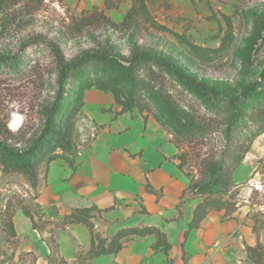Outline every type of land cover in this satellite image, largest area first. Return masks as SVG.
<instances>
[{"label":"rangeland","instance_id":"rangeland-1","mask_svg":"<svg viewBox=\"0 0 264 264\" xmlns=\"http://www.w3.org/2000/svg\"><path fill=\"white\" fill-rule=\"evenodd\" d=\"M254 15L264 18V0H0V59H8L0 64V140L23 147L41 129L42 105L52 101L56 91L55 55L42 40L54 45L67 61L85 51L127 57L134 46L150 49L173 58L207 85L237 97L241 88L257 79L264 68V24L256 23ZM100 77L89 71L81 82L90 78L91 87L85 89L78 84L68 103L74 106L79 99L84 104L85 92L97 90L95 82ZM175 91L180 93L178 88ZM81 109L74 112L70 122L73 131ZM197 110L202 115L198 105ZM131 113L155 120L161 107L146 98ZM10 123L17 128H10ZM167 133L172 136L177 154L184 153L189 160L184 172L194 177L204 153L215 151L219 157L223 151L218 134L211 141L186 143ZM54 153L60 155L58 150ZM262 158L264 134L253 141L241 163L239 173L251 169L252 175L238 182L236 192L238 204L252 209V218L258 220L255 232L263 238L264 245ZM43 165L44 162L35 171V181L38 174H44ZM31 184L32 179L24 174L0 170V264H34L24 251L33 244L31 236L25 235L19 224L15 236L7 228L21 209L38 214V185ZM34 227L41 237L45 231L51 237L55 233L49 221H35ZM172 242L175 252V239ZM46 264L54 262L49 260Z\"/></svg>","mask_w":264,"mask_h":264},{"label":"crops","instance_id":"crops-1","mask_svg":"<svg viewBox=\"0 0 264 264\" xmlns=\"http://www.w3.org/2000/svg\"><path fill=\"white\" fill-rule=\"evenodd\" d=\"M118 110L110 94L85 92L74 125L73 163L60 158L49 162L44 174H38V214L30 210V219L20 211L14 217V230L19 224L33 239L25 254L34 264H184L183 256L186 264H251L247 256L244 260V250L263 239L254 232L252 209L239 203L230 217L224 211L209 212L186 236L202 198H182L190 180L178 167L172 136L151 117L115 116ZM241 166L233 174L235 185L250 175L251 169L239 173ZM86 208L94 209L93 241L86 225L66 222L75 210ZM35 221H49L53 237L47 231L41 237ZM144 227L165 235L168 254L152 248L151 234L133 235L116 252L100 253L118 231Z\"/></svg>","mask_w":264,"mask_h":264},{"label":"trees","instance_id":"trees-1","mask_svg":"<svg viewBox=\"0 0 264 264\" xmlns=\"http://www.w3.org/2000/svg\"><path fill=\"white\" fill-rule=\"evenodd\" d=\"M109 1L111 2L105 0L106 3ZM253 17L256 23L264 24L263 16ZM41 42L50 46L55 55L56 91L53 100L42 105L41 129L30 137L25 146L14 147L0 140V170L3 173L24 174L32 179L31 186L37 187L38 177L35 181V171L41 163L44 162L45 167L58 158L69 164L73 163L76 147L70 122L83 102L78 99L76 102L81 103H74L73 106L68 101L73 98L78 84L81 83L85 89L91 87L90 78H86L85 82H81V79L89 71H95L101 75L95 82V88L111 94L114 103L120 106L117 115L131 113L143 99L150 98L161 107L160 115L155 117L156 122L176 140L190 143L198 139L214 140L216 134L221 136V155L217 157L218 153L215 151L204 153L197 162L196 177L185 172L190 183L182 198H202L188 224L186 236L189 231L199 227L209 212L224 211L225 216L230 217L238 209V186L233 182V174L253 141L264 134V68L257 79L245 84L239 95L233 97L186 72L173 58L150 49L134 46L127 57L106 51H85L67 61L54 45L45 40ZM7 61L8 59H0V64ZM176 88L180 90L178 95ZM197 105L202 109V115L198 114ZM56 150L60 151V155L54 153ZM175 158L180 161L178 167L183 170L189 160L184 153L176 154ZM263 160L262 158L260 162ZM93 210H75L66 218L67 223L79 222L86 225L91 232L92 241L97 238L90 221ZM21 211L24 216L32 219L29 209ZM253 219L257 224L258 220ZM7 228L15 236L11 220ZM145 234L154 236L152 248L155 251L168 254L170 244L165 235L154 227L120 230L111 239L109 246L101 249L100 253L116 252L122 247L123 240L133 235ZM246 252L251 264H264V245L261 241L254 247H247ZM183 259L186 264L185 256Z\"/></svg>","mask_w":264,"mask_h":264},{"label":"bare ground","instance_id":"bare-ground-1","mask_svg":"<svg viewBox=\"0 0 264 264\" xmlns=\"http://www.w3.org/2000/svg\"><path fill=\"white\" fill-rule=\"evenodd\" d=\"M9 127L12 128L13 130H15L17 128L15 124H11V123H10Z\"/></svg>","mask_w":264,"mask_h":264}]
</instances>
